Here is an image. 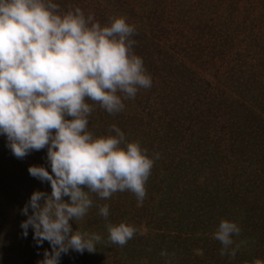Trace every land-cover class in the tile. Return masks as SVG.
<instances>
[{"label":"clouds","instance_id":"1","mask_svg":"<svg viewBox=\"0 0 264 264\" xmlns=\"http://www.w3.org/2000/svg\"><path fill=\"white\" fill-rule=\"evenodd\" d=\"M135 31L123 16L101 25L92 13L64 11L54 0H0V135L20 159L47 149L48 167L33 164L28 172L49 182L51 192L34 190L21 209L27 217L22 235L31 228L37 246L50 245L37 264H59L69 251H96L102 235L72 225L93 206L92 193L107 199L129 191L138 203L146 197L154 164L147 149L116 124L105 135L88 130L95 104L114 115L124 110V100L152 85L133 51ZM98 214L110 244L124 246L138 231L143 234L130 223L109 220L108 204L98 205ZM240 231L234 221H219L212 235L222 256L235 257L239 245L233 247V237Z\"/></svg>","mask_w":264,"mask_h":264},{"label":"trees","instance_id":"2","mask_svg":"<svg viewBox=\"0 0 264 264\" xmlns=\"http://www.w3.org/2000/svg\"><path fill=\"white\" fill-rule=\"evenodd\" d=\"M155 15L147 31L167 38L184 59L170 67L143 61L151 87L104 118L106 133L116 124L154 158L145 184L149 204L132 202L130 208L133 217L146 220V230L119 249L121 259L124 264H221L222 245L208 231L213 233L214 221L222 218L248 228L239 263L264 259V20H258L263 31H248L244 47L240 39L232 45V36L228 45L225 32L219 37L208 27L195 35ZM212 37L220 40L210 42ZM126 111L131 114L125 117ZM100 128L92 133L98 136ZM256 234L258 248L250 246Z\"/></svg>","mask_w":264,"mask_h":264},{"label":"rangeland","instance_id":"3","mask_svg":"<svg viewBox=\"0 0 264 264\" xmlns=\"http://www.w3.org/2000/svg\"><path fill=\"white\" fill-rule=\"evenodd\" d=\"M54 2L64 11L69 8L80 7L85 15L92 13L95 20L99 21L104 18L105 21L109 22L110 18L114 16L125 17L136 29L132 36L135 41L133 51L151 67H157V64H159V67L163 66V62L170 67L184 59L175 51L174 47L171 46L172 43L167 38H161L147 31L150 28L149 21L158 12L169 20L168 23L171 26L185 27L188 32H193L195 35L200 29L205 30L204 33H206L208 27H211V30L214 29L219 37L225 32L227 37L222 38V40H226L228 45L229 38L232 36L230 40L232 45L237 43V39H240L242 46L247 47L249 45L248 31L255 33L263 31L259 21L264 20V0H54ZM242 20L243 23H240ZM237 23H240L241 26L236 27ZM229 31H231L230 36ZM172 36L171 33L170 37ZM215 40L220 39L212 37L209 41L215 42ZM203 74L209 77L206 71ZM227 96L229 98V90H227ZM227 101L229 103V99ZM87 102L95 104L90 100ZM128 102H131V100ZM123 114L126 117L131 113L126 111ZM107 116V112L100 108L98 104H95L93 112L89 116V131L92 132L94 128L101 127L98 129L97 135L107 134L106 125L108 124L104 120V118L108 119ZM241 126L247 127L246 122L243 121ZM33 164L48 167L46 148L31 151L20 159L15 157L6 146V137L0 135V264H37V261L43 258L44 249L50 250L47 241L37 246L31 228H29L27 237H25L22 235L23 230L20 227L21 221L27 219L22 214L21 209L28 202L31 193L34 190L51 192L49 182H41L29 174L28 168ZM49 171H51L50 167ZM91 196L93 206L81 220L73 221L72 225L74 229L78 227L81 231L99 233L103 239L98 243L94 252L85 251L80 254L69 251L67 254H62L59 264H124L121 259L124 254L119 250L123 246L110 244L107 241L105 220L98 214V205H109V220L113 223L125 221L134 225L137 229L145 231L146 220H138L133 217L130 208L132 202L136 207L138 205L142 206L144 203L148 205L149 200L145 197L142 203H138L136 196L129 191L126 192L125 196L120 192H116L107 199H101L94 193ZM29 212H31V209H29ZM224 217L226 218V215ZM219 221H214V223L216 222L214 231ZM231 221L236 222L238 225L240 223V220ZM247 229H241L239 235L233 237V247L239 245L235 257L224 255L222 259H219L221 264L242 263H239L240 251L247 248V246H244L245 238L249 236ZM208 234L213 233L208 231ZM255 236L252 240L253 244L250 246H254V242L258 241L259 234ZM256 245L254 247L258 248V245Z\"/></svg>","mask_w":264,"mask_h":264}]
</instances>
